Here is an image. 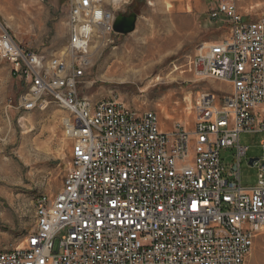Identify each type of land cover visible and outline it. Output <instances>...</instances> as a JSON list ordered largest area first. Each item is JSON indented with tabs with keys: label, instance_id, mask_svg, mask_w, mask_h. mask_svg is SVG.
Segmentation results:
<instances>
[{
	"label": "built area",
	"instance_id": "built-area-1",
	"mask_svg": "<svg viewBox=\"0 0 264 264\" xmlns=\"http://www.w3.org/2000/svg\"><path fill=\"white\" fill-rule=\"evenodd\" d=\"M247 1L211 2L210 20H225L229 32L201 44L190 63L195 77L230 92L200 93L192 122L170 130L154 112L78 94L93 35L116 34V15L131 0H67L69 45L49 60L0 22V57L27 85L20 108L32 112L51 97L71 115L72 141L63 188L36 202L32 235L0 252V264H246L264 234V158L253 162L255 187L240 177V136L264 134V20L252 19V5L244 12ZM224 148L236 150L228 172Z\"/></svg>",
	"mask_w": 264,
	"mask_h": 264
},
{
	"label": "rangeland",
	"instance_id": "rangeland-1",
	"mask_svg": "<svg viewBox=\"0 0 264 264\" xmlns=\"http://www.w3.org/2000/svg\"><path fill=\"white\" fill-rule=\"evenodd\" d=\"M212 1L131 0L116 17L137 15L136 30L93 35L90 68L79 96L91 102L114 99L138 113L154 112L164 130L175 122H192L200 93L230 92L226 83L198 79L190 70L201 44L229 32L225 20H210ZM253 2L252 19L264 20V0ZM249 3H242L244 12ZM68 18L67 0H0L2 25L19 45L45 60L66 51ZM11 71L0 57V252L20 246L34 231L36 202L61 191L72 161L64 124L69 112L51 97H45L43 108L24 111L20 99L27 85ZM263 143L264 134L240 136L241 147L247 149L240 167L245 188L258 184L259 172L250 160L264 158ZM221 158L228 172L236 150L224 148ZM246 264H264V234L256 238Z\"/></svg>",
	"mask_w": 264,
	"mask_h": 264
},
{
	"label": "water",
	"instance_id": "water-1",
	"mask_svg": "<svg viewBox=\"0 0 264 264\" xmlns=\"http://www.w3.org/2000/svg\"><path fill=\"white\" fill-rule=\"evenodd\" d=\"M211 1V0H208ZM137 15L131 14L129 16L118 15L114 21V32L119 35H129L136 30ZM259 159H251L250 165L253 166L254 161Z\"/></svg>",
	"mask_w": 264,
	"mask_h": 264
},
{
	"label": "crops",
	"instance_id": "crops-1",
	"mask_svg": "<svg viewBox=\"0 0 264 264\" xmlns=\"http://www.w3.org/2000/svg\"><path fill=\"white\" fill-rule=\"evenodd\" d=\"M253 1H256V0H253ZM253 1H248V2H250L249 5H252V6H253V4H254ZM220 39H221V38H220ZM213 42H215V41H213ZM211 43H212V42H211Z\"/></svg>",
	"mask_w": 264,
	"mask_h": 264
},
{
	"label": "bare ground",
	"instance_id": "bare-ground-1",
	"mask_svg": "<svg viewBox=\"0 0 264 264\" xmlns=\"http://www.w3.org/2000/svg\"><path fill=\"white\" fill-rule=\"evenodd\" d=\"M132 74H133V73H132ZM125 75H126V73H125ZM123 77H124V76H123ZM40 199H42V198H40ZM40 199H39V200H40ZM39 200H38V201H39ZM29 235H32V233H31V234H29Z\"/></svg>",
	"mask_w": 264,
	"mask_h": 264
}]
</instances>
